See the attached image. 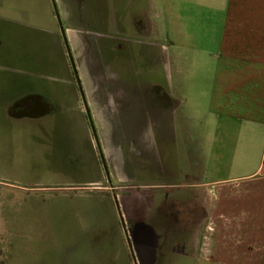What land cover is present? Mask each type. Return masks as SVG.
Returning <instances> with one entry per match:
<instances>
[{
    "label": "crops",
    "instance_id": "1",
    "mask_svg": "<svg viewBox=\"0 0 264 264\" xmlns=\"http://www.w3.org/2000/svg\"><path fill=\"white\" fill-rule=\"evenodd\" d=\"M34 156L60 197L105 165L101 220L55 224L93 264H264V0H0V176Z\"/></svg>",
    "mask_w": 264,
    "mask_h": 264
},
{
    "label": "rangeland",
    "instance_id": "2",
    "mask_svg": "<svg viewBox=\"0 0 264 264\" xmlns=\"http://www.w3.org/2000/svg\"><path fill=\"white\" fill-rule=\"evenodd\" d=\"M171 31H166L165 27L163 36ZM162 40L166 46L169 45L167 36L162 37ZM144 64L151 65V59H144ZM202 66L201 69H185L184 76L203 83L210 70L205 69L203 64ZM141 73L143 76L160 80L162 77L171 78L173 69L150 67L142 72L140 70V76ZM40 160L35 156L26 159V162L21 159L22 163L9 166V171L0 176L2 180L18 187L15 189L10 184L0 187V264H93L90 260L92 255L96 251H109L110 243H91V237L72 232L77 229L76 225L71 226L72 228L69 226L67 231L69 243H56L60 239L56 238L58 231L55 224H59L61 220L65 221L67 214L68 224H90L86 211L92 205L97 208L98 220H101L105 214L106 201L111 199L103 168L101 182L92 186L97 188L95 190L63 191V197L37 190H23L31 185H49L54 180ZM103 218L105 224H110L105 215ZM96 237L99 238V235ZM107 240L109 238H103L102 241Z\"/></svg>",
    "mask_w": 264,
    "mask_h": 264
},
{
    "label": "water",
    "instance_id": "3",
    "mask_svg": "<svg viewBox=\"0 0 264 264\" xmlns=\"http://www.w3.org/2000/svg\"><path fill=\"white\" fill-rule=\"evenodd\" d=\"M69 59H70V57H69ZM70 62H71V59H70ZM89 122H90V119H89ZM90 124H91V123H90ZM91 127H92V125H91ZM99 152H100V151H99ZM101 160H102V164H103V159H102V157H101ZM103 168H104L105 173L107 174V170H106V167H105L104 164H103ZM114 202H115V207H116L117 212H118V216H119V218H120V220H121V222H122V218H121V215H120V211H119L118 203L116 202V199L114 200ZM127 242H128V238H127ZM133 261H134V257H133ZM134 264H136L135 261H134Z\"/></svg>",
    "mask_w": 264,
    "mask_h": 264
}]
</instances>
